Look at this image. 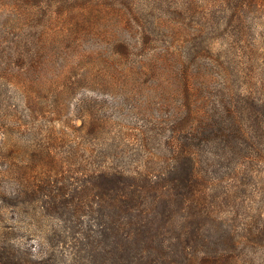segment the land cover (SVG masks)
<instances>
[{
    "label": "rangeland",
    "instance_id": "obj_1",
    "mask_svg": "<svg viewBox=\"0 0 264 264\" xmlns=\"http://www.w3.org/2000/svg\"><path fill=\"white\" fill-rule=\"evenodd\" d=\"M222 1L0 0V199L9 203L4 193L20 189L30 175L31 187L64 188L74 198L71 203L82 206L88 202L81 188L88 161L97 165L105 157L134 168L167 169L175 151L171 139L180 135L183 117L176 73L182 63L223 62L236 69L246 46H264L260 11L250 18L241 12L242 35H216L209 25L218 14L212 4ZM204 4L208 7L202 11ZM226 6L222 16L238 14L234 1ZM200 25L206 27L203 37L197 35ZM118 39L129 40L136 55L112 61ZM38 43L42 52L33 59L14 62L9 56L25 54ZM211 45L214 53L207 51ZM164 51L170 53L168 63L157 61V53ZM195 51L201 54L198 60ZM262 58L254 59V67L264 75ZM13 68L20 82L12 72L5 74ZM218 73L210 70L213 79L205 91H219ZM69 78L77 81L71 89L64 87ZM220 153L208 173L215 217L242 235L241 264H264V161L247 149L239 157L224 149ZM19 201L27 208L21 209V222L41 221L50 233V215L34 214L42 202ZM15 211L1 212L0 225L12 224Z\"/></svg>",
    "mask_w": 264,
    "mask_h": 264
},
{
    "label": "trees",
    "instance_id": "obj_2",
    "mask_svg": "<svg viewBox=\"0 0 264 264\" xmlns=\"http://www.w3.org/2000/svg\"><path fill=\"white\" fill-rule=\"evenodd\" d=\"M232 1L238 14L222 16ZM212 5L218 14L214 12L209 25L224 39L244 33L241 12L245 18L255 11L264 12V0H224ZM204 7L208 6L200 5ZM161 25L167 22L162 20ZM205 28L199 29L198 37H203ZM256 48H244L242 64L236 69L223 62H203L197 66L182 63L184 67L176 71L183 117L180 135L171 139L175 151L167 169L129 167L108 157L97 165L96 160H89L81 186L88 202L82 206L71 203L72 194L64 188L31 187L30 175L20 189L4 193L9 203L0 199V213L8 208L16 211L10 217L12 224L0 225V264H241L242 235L216 219L207 186L209 169L222 157L223 149L238 157L247 149L251 157L264 161V75L254 67L264 46ZM134 49L129 40H119L109 58L118 62L131 58L136 55ZM207 51L214 53L212 45ZM41 52L38 43L25 54L9 56L23 62ZM195 54L196 59L201 57L198 51ZM169 56V51L157 53V61L168 63ZM212 69L222 78L215 94L205 91L213 79ZM11 72L20 82L18 70L5 74ZM73 79H67L64 87L77 85ZM16 81L13 85L19 86ZM23 197L42 202L34 214L50 215V233L41 221L21 222V209H27L20 207Z\"/></svg>",
    "mask_w": 264,
    "mask_h": 264
}]
</instances>
